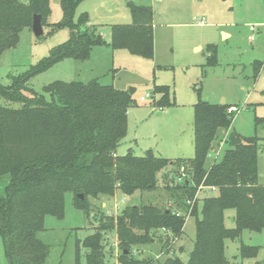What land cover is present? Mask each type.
Here are the masks:
<instances>
[{
	"label": "trees",
	"instance_id": "obj_1",
	"mask_svg": "<svg viewBox=\"0 0 264 264\" xmlns=\"http://www.w3.org/2000/svg\"><path fill=\"white\" fill-rule=\"evenodd\" d=\"M82 1L60 0L62 19L49 23L50 0H0V57L18 45L23 28H32L34 14L42 16L43 26H50V33L69 29L66 41L54 46L27 71L12 76L9 85L0 81V96L20 104L0 105V236L10 263L46 264L51 245L39 233L45 230L47 215L64 217L66 193H73V204L89 217L98 207L91 199L104 202L117 190L126 195H143L159 187L162 175L172 206L140 202L127 206L116 216L100 210L95 232L77 242L75 264H81L80 243L87 250L86 264H108L102 244L106 231L116 234L120 264H245L229 261L226 240H241L244 230L264 229V183H260L258 173V154L264 137H246L231 128L238 107L230 112L231 104L202 100L198 88L194 156L173 160L151 150L144 155L131 150L118 153L128 132V111L135 104L129 90L102 84L98 79L55 81L45 86L50 94L47 99L28 87L32 77L56 62L68 57L87 60L94 45L107 43L90 24L86 12L75 20ZM131 8L132 23L113 24L108 44L113 50L125 49L153 59V9L136 5ZM207 50V65H217L218 46L210 43ZM262 66L261 60L253 62L254 79ZM153 93L161 95L154 98L155 107L173 104L169 86L155 85ZM263 126L264 117L256 116V129ZM219 143H224L226 149L207 165ZM182 167L184 179L177 182L173 176L169 181V174ZM201 186L216 187L217 194L205 196L200 205L197 193ZM230 209L234 211L233 227L226 224ZM188 215L196 217V237L190 257L184 262L172 251ZM156 241L166 254L163 261L134 256V247ZM259 248L241 241L240 255L255 258Z\"/></svg>",
	"mask_w": 264,
	"mask_h": 264
},
{
	"label": "rangeland",
	"instance_id": "obj_2",
	"mask_svg": "<svg viewBox=\"0 0 264 264\" xmlns=\"http://www.w3.org/2000/svg\"><path fill=\"white\" fill-rule=\"evenodd\" d=\"M28 2L29 0H21ZM131 5L149 6L153 9L154 58L146 59L129 53L125 49L113 50L108 44L113 24H130L133 21ZM49 23L62 19L60 0H50ZM89 15L93 28L107 43L93 46L87 60L64 58L43 72L32 77L28 87L50 99L45 86L55 81L88 82L98 79L102 84L133 93L135 104L128 111L127 136L118 149L120 154L131 150L136 155H144L151 150L159 156L192 158L194 145V106L198 102V88L202 100L212 104H222L225 97L228 104L235 103L239 112L233 121V130L243 136L264 137V126L256 129L255 117H264V69L257 79L253 76L254 59L264 61V0H83L75 12V20L81 13ZM203 21V24H201ZM255 30H252V26ZM253 26V28H254ZM50 26L44 27V34L36 36L33 29L25 27L20 33L16 47L6 50L0 57V81L9 85L11 77L27 71L50 50L66 41L69 29L50 33ZM223 31L231 33L223 38ZM252 35L253 39L249 36ZM218 46L219 63L207 65L208 44ZM201 47V48H200ZM155 85L170 87L172 105L159 108L153 105ZM30 95V91H25ZM151 93L146 100L142 96ZM0 105L19 107L17 102H9L0 96ZM160 113V114H159ZM223 132L222 134H224ZM264 142L261 141V144ZM219 143L207 159L210 165L226 149ZM171 173V172H170ZM180 171L169 174V181ZM260 183H264V146L258 154ZM165 179L159 178V187L150 192H136L126 195L117 190L112 198L101 202L91 199L95 206L89 217L84 210L73 204L74 195H65L64 217H45V230L39 237L51 245V253L46 264H75L77 242L95 232L100 210L116 216L122 209L140 202H154L159 206H172L167 195ZM217 191L202 189L198 199L200 205L205 196ZM103 201V200H102ZM233 211L232 209L227 210ZM228 215V214H227ZM228 227H233L231 217ZM196 237V217L188 215L184 231L174 243L173 255L187 262L194 248ZM241 241L247 245L259 246L255 258H242ZM104 253L108 264H120V248L114 231L103 233ZM80 263L86 264V249L80 243ZM183 249L181 250V248ZM225 253L230 262L255 264L264 262V229L244 230L241 240H226ZM133 254L140 258L163 261L166 254L158 241L133 248ZM0 264H11L6 245L0 236Z\"/></svg>",
	"mask_w": 264,
	"mask_h": 264
},
{
	"label": "water",
	"instance_id": "obj_3",
	"mask_svg": "<svg viewBox=\"0 0 264 264\" xmlns=\"http://www.w3.org/2000/svg\"><path fill=\"white\" fill-rule=\"evenodd\" d=\"M32 29H33V31H34V33H35L36 36H41V35L44 34V26H43V23H42V16L40 14H34V16H33V22H32ZM135 90H136L135 88L131 87L129 89V92L131 94H133L135 92ZM222 104H224V103H222ZM79 196L81 198L84 197L83 194H80ZM233 221H234V219L232 217L231 218V222H233ZM182 249L183 248H181V250ZM100 253L102 254L103 252H100Z\"/></svg>",
	"mask_w": 264,
	"mask_h": 264
},
{
	"label": "built area",
	"instance_id": "obj_4",
	"mask_svg": "<svg viewBox=\"0 0 264 264\" xmlns=\"http://www.w3.org/2000/svg\"><path fill=\"white\" fill-rule=\"evenodd\" d=\"M202 23H203V21H202ZM150 96H151V93H147L146 96H142V97H141V100H146L147 97H150ZM236 110H237V107H235V106H233V107H231V108L229 109L230 112H231V111H236ZM223 144H224V143H222V145H223ZM184 177H185V171H184V168L182 167V168L180 169V173H179V175H178L176 181H177V182H180V181H182V180L184 179ZM205 188H206V189H209V190H211V191H217V188H216V187H204V186H201L199 191H201L202 189H205ZM199 191H198V193H197V197H198ZM180 214H181L180 212H177V215H180ZM187 218H188V216H187ZM173 252H174V251H172V254H173Z\"/></svg>",
	"mask_w": 264,
	"mask_h": 264
},
{
	"label": "crops",
	"instance_id": "obj_5",
	"mask_svg": "<svg viewBox=\"0 0 264 264\" xmlns=\"http://www.w3.org/2000/svg\"><path fill=\"white\" fill-rule=\"evenodd\" d=\"M90 24H91V22H90ZM201 24H203L202 21H201ZM253 26H254V25H253ZM253 26H252V30L254 31V30H255V26H254V28H253ZM225 36H227L226 39L224 38ZM230 36H231V33L227 32V31H223V38H224L225 40H227L228 38H230ZM249 38H250V39H253V36L250 35ZM200 48H201V47H200ZM255 60H260V59H254V61H255ZM254 61H253V62H254ZM253 62H252V66H253ZM262 62H263V66H262L261 71L264 69V61H262ZM222 103H228L227 100L225 99V97H223V99H222ZM230 104H231L232 107H233V106L237 107V105H236L235 103H230ZM159 114H160V113H159ZM231 128H233V125H232ZM123 142H124V141H123ZM123 142H122V143H123ZM121 145H122V144H121ZM119 148H120V147H119ZM128 151H129V150H128ZM118 153H119V151H118ZM119 154H120V153H119ZM168 158L171 159V157H168ZM226 214H228V215H227L228 217H231V218H232V217H233V214H234V211H231V212H228V211H227ZM232 223H233V222H232ZM182 248H183V247H182Z\"/></svg>",
	"mask_w": 264,
	"mask_h": 264
}]
</instances>
